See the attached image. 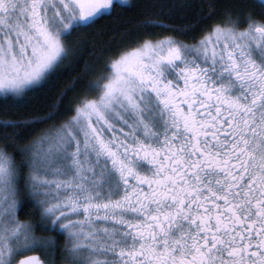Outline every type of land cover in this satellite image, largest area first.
<instances>
[{"label":"snow or ice","instance_id":"6c2138e0","mask_svg":"<svg viewBox=\"0 0 264 264\" xmlns=\"http://www.w3.org/2000/svg\"><path fill=\"white\" fill-rule=\"evenodd\" d=\"M139 7L0 0V264H264V0H206L181 25L145 15L100 47L73 114L21 143L81 79L26 106L81 33ZM168 27L191 41L151 30Z\"/></svg>","mask_w":264,"mask_h":264},{"label":"trees","instance_id":"16d2710c","mask_svg":"<svg viewBox=\"0 0 264 264\" xmlns=\"http://www.w3.org/2000/svg\"><path fill=\"white\" fill-rule=\"evenodd\" d=\"M206 0H130L124 4H137L140 7L133 13L127 8H117L112 10L110 16L106 15L96 21L91 32H82L81 36L84 38V43L81 47L82 52H78L75 57L72 58V62L65 65L60 71L52 78V80L44 86L37 88L33 93L29 94L27 98L28 107H39L41 111H46L52 106V102L57 99L60 94V90L65 87L74 77L80 76L81 79L77 81V86L70 89L67 95L63 98L61 105V111L50 120L43 122L42 124L31 129L22 144L28 143L32 139L39 138L44 134L51 126L59 125L73 112L70 108L66 109L70 98L80 94L83 89L80 87L87 80L95 79L99 74V66L97 63L96 53L100 50V47H104V55H108L111 48L115 45L116 41L111 40L110 37L115 35L120 36L122 31H131L137 22L142 20L145 15L154 16L158 20H163L169 25H181L185 23H191L199 15L201 5L205 4ZM154 5L153 7H146V5ZM161 5L163 7H161ZM159 14V15H157ZM160 35L173 34L178 38L191 41V35H185L175 32L173 28H154L151 29ZM199 35V27L194 30ZM81 37L75 33L70 38V43L73 40H79ZM101 57V61H102ZM85 62L91 64L96 71L82 72ZM108 71V69H103ZM11 103V101H8ZM5 101L0 97V115H2V108ZM21 218H24L23 216ZM62 239V237H61Z\"/></svg>","mask_w":264,"mask_h":264},{"label":"rangeland","instance_id":"374dc122","mask_svg":"<svg viewBox=\"0 0 264 264\" xmlns=\"http://www.w3.org/2000/svg\"><path fill=\"white\" fill-rule=\"evenodd\" d=\"M130 0H121L122 3H128Z\"/></svg>","mask_w":264,"mask_h":264}]
</instances>
